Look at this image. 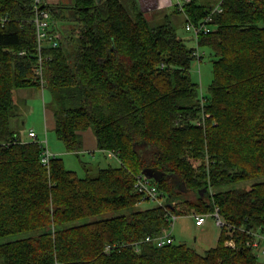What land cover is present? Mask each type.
Returning a JSON list of instances; mask_svg holds the SVG:
<instances>
[{
	"label": "trees",
	"instance_id": "1",
	"mask_svg": "<svg viewBox=\"0 0 264 264\" xmlns=\"http://www.w3.org/2000/svg\"><path fill=\"white\" fill-rule=\"evenodd\" d=\"M219 3L196 40L213 57L206 96L190 77L194 49L170 20L151 27L121 0L43 6L75 25L74 37L42 52L52 130L73 153L91 131L96 150L118 162L80 178L58 157L43 166L42 146L10 128L13 91L40 88L38 57L32 1L0 0V264H260L248 243L264 235V0ZM217 4L188 0L176 12L196 25ZM141 175L164 206L137 209L146 200L135 189ZM215 208L227 226L204 254L144 242L168 227L167 213Z\"/></svg>",
	"mask_w": 264,
	"mask_h": 264
},
{
	"label": "rangeland",
	"instance_id": "2",
	"mask_svg": "<svg viewBox=\"0 0 264 264\" xmlns=\"http://www.w3.org/2000/svg\"><path fill=\"white\" fill-rule=\"evenodd\" d=\"M219 0H199L201 5H212L217 4ZM177 21L173 23L176 28L177 34L184 40L187 48L198 49L199 52H203L204 56L199 63L193 61L190 68V77L193 82L198 84L199 95H207L208 85L212 80V54L209 50L203 49L197 46L196 40L192 33L185 32L182 17H176ZM163 21V20H162ZM179 23V24H178ZM161 23H150L151 27H157L163 25ZM57 31L61 35V38L71 34L72 29L75 28L74 23L68 24L66 27L67 31H62L63 24L57 22ZM13 108L11 109L10 128L21 140L28 139V132L32 130L37 134L39 141H47V148L49 152L55 157L61 158L66 170L73 171L80 178L88 176L95 177L98 170L106 168L108 166L116 167L118 162L115 159H110L104 152L101 151H81L78 153L68 152L64 144L59 141L51 128L46 129V116L47 121L52 118V112L54 109L53 101L51 96L46 89L39 87H30L25 89H17L13 91ZM196 165V162L194 163ZM264 177L260 178L259 181H263ZM256 180L246 181L237 183L230 188H249ZM184 199H193L194 195L190 192L184 193ZM182 199V196H180ZM157 206L155 202L149 200H143L137 205V209L145 210ZM182 210L181 207H179ZM127 211L121 210L116 212L106 213L100 216L90 218L86 221H94L110 216L124 215ZM190 213L181 215L174 222L173 229L169 231L173 238L174 244H185L188 247L194 249L199 254H204L210 248L216 246L217 239L219 236V228L215 225L212 218L206 219L205 224L202 227H196L194 219ZM20 238L19 235L13 236L11 239ZM225 245V243H224ZM234 248V247H232ZM257 259L260 264H264V256L258 252Z\"/></svg>",
	"mask_w": 264,
	"mask_h": 264
},
{
	"label": "built area",
	"instance_id": "3",
	"mask_svg": "<svg viewBox=\"0 0 264 264\" xmlns=\"http://www.w3.org/2000/svg\"><path fill=\"white\" fill-rule=\"evenodd\" d=\"M32 1V9L34 12V16L32 18V23L35 27V38H36V51H37V65L34 68V73L39 79L40 88L44 89L45 81L43 78V55L42 52L46 48H56L61 40V35L57 31L58 26L51 19L50 13L45 10L42 6L43 0H31ZM188 1V0H187ZM182 8V5L179 6V9ZM222 12V8L220 6V3L217 4L212 8L210 13L198 24L193 25L189 21L186 22L185 30L187 32L192 33L195 40H197V37L200 34H208L211 29V21L212 17L215 13ZM19 55H24V53H19ZM204 56L203 52H199L198 49H194L193 51V57L194 60L199 62L202 60ZM28 141L31 142H38L43 150L40 158V162L43 166L47 167L49 166V162L51 159H53L55 156L51 154L47 148V141H39L37 139V136L35 132L30 130L27 134ZM108 158H116L114 154L107 152L106 153ZM135 189L138 193H140L146 200L155 202L157 206H164L165 199L161 195V193L158 191L157 187L150 183V181L143 175L139 176L135 183ZM189 215L192 216L194 219V223L196 227H202L206 219L212 218L215 225L220 229L222 227H226L227 224L221 217L218 208H215L213 212L209 214H198L195 212H191ZM179 216L172 213H167V219H168V227L166 229L162 230V234L157 237H146L144 242L146 243H153L156 247H163L165 245H170L173 242V238L169 231L173 229L174 222L177 220ZM228 234L232 235V229L230 227H227ZM254 237V240L251 243H248L252 248L255 249L256 252H258L260 255L264 256V235L258 234L257 232L251 233ZM225 246L227 247H234L233 240H226ZM106 253L110 251V248L107 246L105 248ZM54 264H61L59 262H54Z\"/></svg>",
	"mask_w": 264,
	"mask_h": 264
},
{
	"label": "crops",
	"instance_id": "4",
	"mask_svg": "<svg viewBox=\"0 0 264 264\" xmlns=\"http://www.w3.org/2000/svg\"><path fill=\"white\" fill-rule=\"evenodd\" d=\"M95 1L100 2L102 0H95ZM121 2L128 9L132 7H136L140 12H142L143 16L150 23L158 24L163 21L165 22L168 19L173 24L176 22H180L177 21L176 17H182L184 19L183 27L185 30V26H186L185 16L181 13L176 12V10L177 7L179 8V6L183 5L185 2H187V0H121ZM72 4H73V0H43L42 1V6H71ZM63 21H65V19L59 18L55 20V23L57 24V22H61L64 26L62 31L65 32L67 31L66 27H68L67 25L69 23H65ZM185 32L187 31L185 30ZM53 126L54 125L52 118L51 119L49 118V120L47 121V116H46V129L47 128L52 129ZM82 138H83V151L93 152L96 150L95 139L91 131L84 132ZM24 141H28V139Z\"/></svg>",
	"mask_w": 264,
	"mask_h": 264
},
{
	"label": "water",
	"instance_id": "5",
	"mask_svg": "<svg viewBox=\"0 0 264 264\" xmlns=\"http://www.w3.org/2000/svg\"><path fill=\"white\" fill-rule=\"evenodd\" d=\"M147 177V176H146ZM148 179L150 178L149 176L147 177Z\"/></svg>",
	"mask_w": 264,
	"mask_h": 264
}]
</instances>
